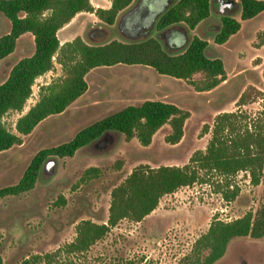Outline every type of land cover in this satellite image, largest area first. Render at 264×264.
<instances>
[{
  "label": "rangeland",
  "instance_id": "1",
  "mask_svg": "<svg viewBox=\"0 0 264 264\" xmlns=\"http://www.w3.org/2000/svg\"><path fill=\"white\" fill-rule=\"evenodd\" d=\"M90 1L94 7L103 8L111 3V0ZM236 7L230 14L240 20ZM213 12L208 20L213 23L210 31L219 23L220 14L216 13V7ZM118 26L116 19L113 25L103 28L95 15L83 12L72 18L60 32V37L66 32L68 38L79 35L88 42L99 43L108 39H141L155 33L151 29L130 36L120 32ZM9 28L10 20L0 13V35ZM263 28L264 11L253 20L243 22L242 28L223 45L215 44L212 33L207 27L204 29L202 34L206 35L211 47H217L215 53L222 59L226 72L225 79L209 91L197 92L187 81L158 74L142 65H115L90 70L85 75L87 88L81 96L64 111L41 120L29 134L22 136L21 144L0 152V188L15 183L39 149L64 142L83 126L145 99L173 102L188 110L190 114L184 122L183 135L175 144L166 142L170 126L164 124L147 146L141 145L135 137L126 140L120 134L116 143L105 150L98 146L83 147L70 157L47 162L31 190L0 199V256L3 264H18L33 254H44L62 247L74 239L76 224L83 219L105 222L110 191L114 186L139 164L156 167L187 163L195 150L205 149L210 133H203V126H211L217 113L241 109L251 123L262 110L261 98L264 97V46L261 47L258 39ZM170 40L176 44L177 38ZM167 48L175 51L181 47ZM33 51L34 39L27 32L20 36L14 50L0 60V83L16 61ZM61 75V67L55 62L52 70L38 76L23 109L3 116L6 127L15 132L17 117L38 99L40 88ZM200 78V73L193 76L196 80ZM246 90L248 102L238 107L237 100ZM90 166L99 167L101 173L93 178L83 177ZM217 179L219 177L215 175L210 184L182 186L163 195L156 210L142 220L122 219L86 252L63 257H68L71 264H179L214 217L230 221L248 211L254 214L264 201L263 183L252 184L247 172L240 171L232 177L239 193L230 201L217 191L213 182ZM213 264H264V236L233 238L224 255Z\"/></svg>",
  "mask_w": 264,
  "mask_h": 264
},
{
  "label": "trees",
  "instance_id": "2",
  "mask_svg": "<svg viewBox=\"0 0 264 264\" xmlns=\"http://www.w3.org/2000/svg\"><path fill=\"white\" fill-rule=\"evenodd\" d=\"M133 1L111 0L110 6L103 8L94 7L90 0H0V13L10 20L9 31L0 35V60L14 50L21 34L30 32L34 39L33 53L16 61L0 83V152L21 144L22 136L29 134L47 116L64 111L86 90L85 75L98 67L147 66L158 74L187 81L197 92L209 91L225 79L222 59L205 38L196 35L175 51L168 50L157 36L92 43L77 35L60 44L57 31L75 14L91 12L105 28L113 25ZM236 4L241 20L251 19L264 11V0H237ZM211 14V0H175L158 17L155 29L161 32L171 26H180L185 31L192 30ZM240 27V20L233 14L221 15L219 25L212 33L214 43L223 44ZM258 39L259 44H264V30L258 33ZM55 62L60 65L62 75L40 88L38 99L17 117L15 132L6 127L3 116L23 109L34 80L52 70ZM196 73L202 74V78L193 79ZM248 98V91H243L237 106L246 104ZM261 102L262 110L251 123L241 109L217 113L211 126H203L202 132L210 133L205 149L195 150L187 163L181 166H135L111 189L105 222L83 219L76 224L72 241L53 251L23 258L18 264H71L63 255L86 252L120 220L138 222L157 207L163 195L173 193L182 186L210 184L215 175L219 177L213 181L217 191L227 201L239 193L232 177L240 171L248 173L252 184L264 185V97ZM189 114L188 110L173 102L157 99L125 105L83 126L70 139L39 149L19 179L0 188V199L31 190L47 162L70 157L83 147L98 146L105 150L116 143L120 134L126 140L135 137L141 145L147 146L154 133L168 124L170 132L165 140L175 144L183 135V125ZM100 173L99 167L90 166L83 177L93 178ZM244 236H264V201L254 214L248 211L230 221L214 217L179 264H213L224 255L233 238ZM0 264H3L1 256Z\"/></svg>",
  "mask_w": 264,
  "mask_h": 264
},
{
  "label": "flooded vegetation",
  "instance_id": "3",
  "mask_svg": "<svg viewBox=\"0 0 264 264\" xmlns=\"http://www.w3.org/2000/svg\"><path fill=\"white\" fill-rule=\"evenodd\" d=\"M152 0H134L133 1V6L132 8H130L126 13H123L120 17H119V20L117 21V25L118 26V30L120 32H123V33H126L130 36H137L139 35L140 33H142L143 31H150L151 29H154L155 33H154V36H157L163 43L166 47H184L185 45H182L180 46L179 42V35L181 32H185L186 31L181 28L180 26H171L169 28H167L166 30L164 31H157L155 29V25H153L152 27L149 26L147 28L145 27H141L139 26L138 27V24H134V25H128L126 24V19L128 20V22H130L132 19H133V13L137 12L139 13L141 16L147 11V6L149 4V2H151ZM219 0H217V2L215 3V0H212V4H211V9H212V13L214 8L216 7L217 9V12L216 13H219L218 11V8H217V3H218ZM237 6V4L235 5ZM220 14V13H219ZM223 15V14H220L219 17ZM213 22V21H212ZM219 25V23H218ZM217 25V27H218ZM178 27L181 28V30L178 29ZM207 29L210 31L211 29H213V23H210L207 25ZM172 37H176L177 38V41H176V44H173L171 42V38ZM164 38V40H163ZM186 38H187V35H186Z\"/></svg>",
  "mask_w": 264,
  "mask_h": 264
},
{
  "label": "water",
  "instance_id": "4",
  "mask_svg": "<svg viewBox=\"0 0 264 264\" xmlns=\"http://www.w3.org/2000/svg\"><path fill=\"white\" fill-rule=\"evenodd\" d=\"M175 0H152L149 2L147 6V11L141 16L139 13L135 12L133 13V19L128 22V18L126 19V24L128 25H134L138 24V27H149L156 24V21L158 17L166 11V9L174 2ZM212 2V1H211ZM212 4V3H211ZM236 5V0H219L217 3V8L220 14L228 15L231 13V10ZM133 3L125 9L118 17L117 21L119 20V17L126 13L130 8H132ZM179 44L180 46L184 45L186 43V33L181 32L179 35Z\"/></svg>",
  "mask_w": 264,
  "mask_h": 264
},
{
  "label": "crops",
  "instance_id": "5",
  "mask_svg": "<svg viewBox=\"0 0 264 264\" xmlns=\"http://www.w3.org/2000/svg\"><path fill=\"white\" fill-rule=\"evenodd\" d=\"M97 1H100V0H95V2H97ZM212 1V0H211ZM91 2V1H90ZM93 2V1H92ZM108 7V6H107ZM236 13H239V8L238 7H236ZM84 11H82V12H79V13H77V14H75V16L76 15H78V14H81V13H83ZM87 13H90V14H93V13H91V12H87ZM261 13V12H260ZM259 13V14H260ZM259 14L258 15H256L255 17H253V18H256V17H258L259 16ZM94 15V14H93ZM212 15V14H211ZM210 18V17H209ZM209 18H207V19H205V20H203V21H201L199 24H197V26L194 28V29H192V30H187L186 31V35H187V42L189 41V39L193 36V35H196V36H198V37H201V38H205L206 40H208V38H206V35H204V34H202V32H204V29H206V27H207V25L209 24L208 23V20H209ZM253 18H251V19H248V20H241L240 22H241V27H240V29L242 28V26H243V22H245V21H247V22H249V21H251V20H253ZM72 20V19H71ZM71 20H70V22H71ZM93 20V19H92ZM69 22V23H70ZM69 23H67V24H65L62 28H60L58 31H57V37H58V40H59V42H60V44H62L64 41H66V40H71L74 36H76V35H73L71 38H68V33H62V35H61V37H60V32H62L63 31V29L69 24ZM10 29V28H9ZM239 29V30H240ZM238 30V31H239ZM262 30H264V28L262 29ZM9 31V30H8ZM7 31V32H8ZM214 31V30H213ZM213 31H210V33H213ZM237 31V32H238ZM194 32H196V33H194ZM25 33H27V32H25ZM25 33H23V34H21L20 36H22V35H24ZM30 33V32H29ZM208 35V34H207ZM234 35V34H233ZM233 35H231L228 39H227V41L226 42H229L230 41V39L232 38V36ZM20 36H19V38H20ZM18 38V39H19ZM18 39H17V41H18ZM187 42H186V44H187ZM226 42H224V43H226ZM17 43V42H16ZM223 43V44H224ZM216 44V43H215ZM223 44H217V45H223ZM261 45V47L262 46H264V44H260ZM209 46L211 47V44L209 43ZM213 50H215L216 52H218L217 51V49H215V48H217V47H211ZM120 136V135H119ZM119 136H118V138H119ZM156 210V208L153 210V211H155ZM152 211V212H153ZM151 212V213H152Z\"/></svg>",
  "mask_w": 264,
  "mask_h": 264
}]
</instances>
